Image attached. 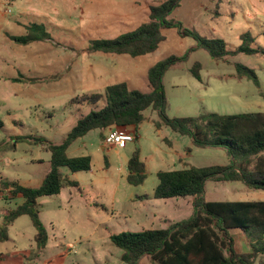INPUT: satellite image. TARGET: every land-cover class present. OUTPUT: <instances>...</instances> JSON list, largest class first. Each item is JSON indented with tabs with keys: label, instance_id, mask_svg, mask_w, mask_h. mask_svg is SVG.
Returning <instances> with one entry per match:
<instances>
[{
	"label": "rangeland",
	"instance_id": "rangeland-1",
	"mask_svg": "<svg viewBox=\"0 0 264 264\" xmlns=\"http://www.w3.org/2000/svg\"><path fill=\"white\" fill-rule=\"evenodd\" d=\"M171 18L182 22L187 28L195 29L204 37L226 40L231 49H236L242 44L240 35L250 33L255 39L250 46L264 49V0H183L180 7L174 10ZM140 27L122 28L117 32L129 33ZM85 33L90 35L86 28H80L77 31L76 50L79 69L77 77H69L70 74L62 76V81L67 78L77 79V86L73 84L74 81L72 85H68L69 82L66 85L63 84L64 89L72 87L68 92L62 91L61 95H58L57 91L50 93V89H43L40 92L41 97L38 103L37 94L34 97H29L25 93L20 95L14 93L4 82H0V100L4 102L1 105L3 107L0 106V121L5 126L0 128V142H11L7 145L11 147L12 138L17 137H10L13 130L18 129L20 132L25 130L21 126H14L13 121H17L22 126L26 125L28 130H34L37 137L53 144H62L79 118L95 109V106H88L79 101L80 97L93 94L84 88L86 78L84 69L92 61L99 62L96 55L92 56L84 52L88 46L84 43V38L88 37ZM165 33L168 35V40L162 49L149 58L148 62L140 60V70L137 71L139 75L145 74L147 68L155 61H162L171 55L182 56L197 45L194 39L181 38L174 30ZM64 49L63 45L62 50ZM107 59V66L110 68L109 66L114 62L111 58ZM197 62L203 64L202 83L196 80L191 73V69ZM236 63L254 69L261 86H256L248 79L239 80L227 77L236 74ZM17 70H13L12 73L16 74ZM115 71L108 70V76H115ZM74 86L77 88L75 89ZM165 89L170 105L167 114L170 118L195 117L203 113L221 115L264 113V97L260 94V91L264 92V57L240 54L218 61L212 59L206 51L199 50L192 54L186 62L169 70L165 78ZM101 108L98 107L95 110ZM8 110L10 114H7ZM143 131L146 137L150 136L148 126H144ZM95 141L96 147L103 145L99 137ZM27 143L23 141L13 150H0V160L4 157L19 160L16 166L7 163L3 165L0 161V177L4 176L6 180L16 181L26 179L38 168L43 169L46 174L49 172L51 153L47 150L42 152L46 156L44 165L31 166L27 163L30 157L26 151ZM135 146V144H128L127 151L131 154L138 148ZM108 149H111L110 146L106 148L104 154L108 152ZM94 150L98 151V153L95 151L97 155L93 165L94 175H97L98 179H105L104 184L90 183L88 172H82L76 177L83 185L81 188L65 185L60 196L44 197L39 200L41 219L50 237L48 255L54 254L56 246L64 245L63 249H65L67 244L73 243L72 253L67 258L66 264H124L121 259L122 251L110 239L112 234L167 228L171 223L180 222L192 216L194 206L191 197L168 200L152 199L145 205L131 202L130 198L135 195L151 194L156 188L157 180L149 179L142 188L133 186L127 179H121L116 154L107 156L106 166L100 148ZM194 150L196 158L193 164L213 166L229 162V157L219 148ZM40 151L36 148L34 153L37 155ZM84 153L85 150L80 151L79 154ZM133 155H130L131 158ZM98 156L102 160H99ZM110 165H112L111 168ZM63 170L65 180L72 182L76 180L69 169L63 168ZM215 188L220 192L217 196L213 193ZM3 189L0 185V192ZM237 189L249 191V194L257 192L248 190L238 182L220 184V182L210 181L206 184L205 199L210 202L256 200L253 199L254 196L241 197L231 192ZM23 202V198H14L11 202L0 199V217L4 207L9 206L13 209ZM36 232L31 218L21 217L15 226L9 229V247L28 246L30 242H33ZM239 233H241L239 230L232 231L236 242H238ZM236 249H238L237 243ZM141 264L152 263L149 257H145Z\"/></svg>",
	"mask_w": 264,
	"mask_h": 264
},
{
	"label": "trees",
	"instance_id": "trees-1",
	"mask_svg": "<svg viewBox=\"0 0 264 264\" xmlns=\"http://www.w3.org/2000/svg\"><path fill=\"white\" fill-rule=\"evenodd\" d=\"M183 0H168L150 7L149 22L139 29L122 34L114 39L92 40L89 52L129 55L133 58L155 53L166 40V31H176L182 38L190 37L197 43L184 55H171L159 61L149 70L151 92L132 90L125 82L109 85L103 93L84 95L81 103L97 105L102 99L106 104L99 110H92L82 116L67 134L62 144H53L45 139L28 136L12 138L11 147L7 141L0 142V150H13L21 142L44 145L52 155L51 169L38 189L27 188L0 177V185L21 194L25 202L9 211L4 225L0 226V240L8 239V225L21 216H29L37 230L36 241L43 250L49 240L48 231L40 218L38 199L61 193L64 186L62 168L72 172L90 171L92 158L70 157L68 150L78 139L92 130H106L114 126L139 127L144 121V112L153 109L159 113L161 123L172 131L188 136L197 148H219L230 158L228 165L190 167L183 170L161 171L154 197L159 200L193 198L192 216L167 228L149 229L142 232L112 234V243L122 251L124 264H141L149 257L152 264H264V201H214L205 199L207 182H239L247 189L264 191V113L221 115L203 113L195 117H174L167 114L169 100L164 79L174 66L186 62L192 53L206 51L214 60H225L240 54L261 55L263 48H252L255 39L250 33L242 35V44L231 49L222 38L202 36L195 29L171 18ZM49 39L45 34L44 39ZM19 44H29L37 38L11 37ZM236 74L229 78L248 79L260 87L261 82L254 69L240 63L235 64ZM200 62L194 64L191 73L202 82ZM223 78V77H222ZM262 97L264 92L260 91ZM3 123L0 121V128ZM6 142V143H5ZM5 150V151H6ZM128 181L131 185H142L146 180L145 165L139 152L129 161ZM76 187L77 183L67 181ZM233 230L241 231L247 238L251 252L238 253L235 249Z\"/></svg>",
	"mask_w": 264,
	"mask_h": 264
},
{
	"label": "crops",
	"instance_id": "crops-1",
	"mask_svg": "<svg viewBox=\"0 0 264 264\" xmlns=\"http://www.w3.org/2000/svg\"><path fill=\"white\" fill-rule=\"evenodd\" d=\"M166 1L168 0H0V82H4L14 93L20 95L25 93L29 97H34V95L37 94L38 103L41 97L40 92H42L43 89H50V93H55L57 91L58 95H61L62 91L68 92L72 87L70 86V88L64 89L63 84L66 85L67 82H69L68 85H72L74 81L73 84L77 86V79L72 80L67 78L65 81H62V76L70 74L69 77H77L79 70L77 64L78 53L76 50V45L78 43L77 31L80 28H86L87 31L90 32V35L85 33L88 37L84 38V43L88 46L84 52L90 53L92 56L96 55L99 61L96 63L92 61L84 69L86 73L84 88L87 91L93 94L103 93L107 86L125 82L132 90L151 92L149 70L160 60L155 61L152 66L147 68L145 74L141 75L137 72L140 70L141 66L139 62H141L140 60L148 62L149 58L162 49V46H164L168 40L167 33H165L166 40L155 53L137 58H133L129 55L89 52L88 47L92 40L113 39V37H118L125 33L117 32L118 29H133L148 23L150 7L160 5ZM113 33L115 34L111 37L110 35ZM45 34L48 35L49 39H44ZM29 35H33L37 39L29 44H19L11 39V37H27ZM242 35H240L241 41ZM63 45L65 46L64 50H62ZM107 58H111L114 62L109 66L110 68L107 66ZM118 69L119 71H115ZM13 70H17L16 74L12 73ZM108 70L115 71L114 78L108 76ZM76 88L77 87H75V89ZM42 95L44 96V94ZM3 104L4 102L0 100V106ZM83 104L89 106L87 103ZM105 104L106 100L102 99L97 105L90 106H95L94 108L96 109L98 107L103 108ZM89 108L90 107H88V109ZM7 114H10V110H8ZM144 117L145 121L139 127L114 126L103 131L99 129L92 130L70 146L68 150V155L70 157L90 156L92 158V169L90 171H82L88 172L87 176H89L90 183L101 185L106 181L102 178L98 179V176L94 175L93 165L97 155L95 151L98 153L97 150H94L95 148H100V153H103L102 158H104V164L106 166L108 163L106 159L107 156L110 157L111 154H116V163L121 173V179L125 178L127 180L130 174V155L138 151L141 161L145 165L146 175L145 182L142 185L136 186L141 188L149 179L154 178L157 180V188L159 184L157 175L161 171L167 172L183 170L190 167H206L193 164V160L196 158V151L194 149L198 148L194 146L193 140L190 137L182 136L172 131L167 126L157 127V124L161 123V118L159 113L153 109L146 110L144 112ZM13 123L14 126H21L25 130L20 132V130L14 129L12 132L13 136L11 135L10 137H18L20 135H32L33 137H37L34 130H28L26 125L23 124L22 126L20 123H17V121H13ZM144 126H148L149 128L150 136L148 137L144 134ZM116 128H123L135 135V140L128 144H135L138 148L135 146L136 150L131 152V154L127 151L128 144L124 148L110 146L111 149H108L107 155L104 154L106 148H109V145L105 143V139L108 134ZM97 137L103 142V145L100 147L95 146ZM27 145L26 151L30 154L27 163L31 166L44 165L46 162V156L42 153L46 150L44 145H36L33 142H28ZM36 148L41 150L37 155L34 153ZM83 150H85V153L79 154L80 151ZM98 159L102 160L100 156H98ZM0 161L3 162V165H6L5 163L12 166L19 164V160L12 157H4ZM229 163L230 158L227 164L221 165H228ZM111 166L112 165H110V168ZM64 172L62 168L61 173L63 178L65 177ZM82 172H72V177L76 179L73 182L77 183L76 187L78 188H81L83 185L76 177L78 173ZM48 173L46 174L43 169L38 168L26 179H17L16 181L9 179V181L16 182L23 187L38 189L43 185ZM3 178L5 177L3 176ZM221 183L222 182H220V184ZM65 185L67 187H74L69 185L64 178V186L61 193L55 196H60L62 194ZM156 188L151 194L144 193L135 195L130 198V201L133 203L139 202V205H145L148 201L155 199L154 194ZM231 192L241 197L254 196L255 198L253 199L256 200L253 201H264V191H257L256 193L249 194V191L237 189ZM213 193L217 196L220 192L215 188ZM12 195L13 197H10ZM14 198H23L25 202V198L21 194H13L10 188L3 189L0 192V199L6 202H11ZM42 198L44 197L38 199V207H40L39 200ZM70 203H72L71 199ZM14 209L15 208L11 209L9 206L3 208L0 217V226L4 225L5 217L9 211ZM20 218L8 225V239L6 241L0 240V264H66L67 258L72 253L73 243L67 244L65 249H63L64 245L60 247L56 246V248L54 247V254L48 255L49 240L47 246L43 250H39L36 241L37 232L33 242H30L28 246L17 245L9 247V229L15 226ZM236 243L238 244V249H236ZM235 249L238 253L251 252V246L242 232L239 233L238 242L235 240Z\"/></svg>",
	"mask_w": 264,
	"mask_h": 264
},
{
	"label": "built area",
	"instance_id": "built-area-1",
	"mask_svg": "<svg viewBox=\"0 0 264 264\" xmlns=\"http://www.w3.org/2000/svg\"><path fill=\"white\" fill-rule=\"evenodd\" d=\"M135 140V135L123 128H116L111 131L105 139V143L109 146L124 148L128 143Z\"/></svg>",
	"mask_w": 264,
	"mask_h": 264
}]
</instances>
